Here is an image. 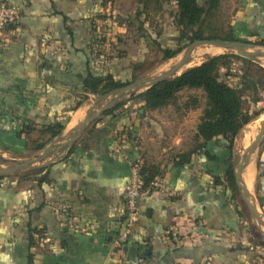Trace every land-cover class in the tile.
Wrapping results in <instances>:
<instances>
[{
	"label": "crops",
	"instance_id": "1",
	"mask_svg": "<svg viewBox=\"0 0 264 264\" xmlns=\"http://www.w3.org/2000/svg\"><path fill=\"white\" fill-rule=\"evenodd\" d=\"M8 1L19 19L0 39V158L28 159L41 152H26L25 139L16 136L17 122L38 127L63 122L61 135L71 134L107 104L106 97L96 105L101 97L82 92L83 79L103 74L106 62L119 79L131 61L105 53L116 46L119 33L110 19L101 18L109 2ZM238 7L236 32L264 42V0H239ZM164 23L157 41L169 47L168 33L178 41V30L166 18ZM83 96L87 100L71 113ZM140 106L116 123L87 125L70 152L69 136L55 145L44 161L46 184L0 182V264H264L260 247L250 240L247 211L226 183H216L225 175L228 157L234 158V145L228 151L225 144L211 142L207 154L197 151L183 163L179 156L194 147L147 155L139 134L149 128L159 135L165 108L142 114ZM135 163L158 172L142 190L139 217L120 243L127 223L124 193ZM250 165L264 216V137Z\"/></svg>",
	"mask_w": 264,
	"mask_h": 264
},
{
	"label": "trees",
	"instance_id": "2",
	"mask_svg": "<svg viewBox=\"0 0 264 264\" xmlns=\"http://www.w3.org/2000/svg\"><path fill=\"white\" fill-rule=\"evenodd\" d=\"M101 1L103 5H106L110 0ZM169 1L164 0L160 10L163 11L164 6H167ZM175 1L177 9L173 21L180 29L178 46L169 48L159 43L156 38L152 39L153 46L162 53L163 62L175 58L195 41L217 40L216 36L205 37L203 27L216 9L218 0H205L203 5L199 4V0ZM144 7L143 5V11L141 10L127 20L140 33H144L142 35L143 38H147V30L143 28L144 22L141 19L145 10ZM101 18L103 21L106 19L104 16ZM156 37L159 38L160 33L156 34ZM217 41L231 42L238 40L231 38ZM98 42L101 44L104 41L98 40ZM255 45L263 47L264 42L261 40ZM117 58L122 59L124 57L118 56ZM107 64L109 62L104 63L106 68L103 74L92 75L88 73L87 77L83 79L82 92L84 94L98 97L109 96L116 90L136 81L137 78H134L133 74L142 65L139 63L129 67V72L126 76L115 79V75L112 74ZM183 90H201L205 97V107L196 127V134L194 135L195 146L191 152L180 155L178 163L187 162L190 156L197 151L204 152L207 144L211 142L225 144V148L230 151L239 133L264 114V68L238 55L224 54L210 57L200 65L186 70L173 79L165 80L136 96L118 102L113 107L103 111L89 125H95L104 120L109 124L116 123L128 116L131 112L130 108L137 102L141 104L137 111H141L142 114L164 109L172 105L176 96ZM86 100L87 96L80 98L71 113L83 105ZM192 103L193 108H196L197 101L192 100ZM10 122L7 123L8 126L9 124L10 126L12 125V122ZM17 125L16 136L19 139H25V150L28 154L44 151L65 129V123L63 122H53L38 127L31 121L21 120L17 122ZM2 127L5 129L6 126ZM33 134H37V137L32 138ZM204 153L207 154V152ZM227 162L228 166L225 175L221 179L216 178V183H226L231 191L236 193L238 190L234 180L233 168L235 165L233 158L229 156ZM4 164H6V161L0 158V165ZM43 170L44 168L25 171L22 174H19V172L14 174V177L0 176V182L4 179L17 178L20 181L35 182L40 186L47 183V176L42 172ZM156 172L158 171L155 168L151 169L144 166L139 168L144 184L143 190L152 183ZM28 232L29 242L31 243L33 230L29 228Z\"/></svg>",
	"mask_w": 264,
	"mask_h": 264
},
{
	"label": "rangeland",
	"instance_id": "3",
	"mask_svg": "<svg viewBox=\"0 0 264 264\" xmlns=\"http://www.w3.org/2000/svg\"><path fill=\"white\" fill-rule=\"evenodd\" d=\"M164 0H110L107 8L105 9L106 17L112 21L113 25L118 27V36L114 38L116 46L106 50L111 57L117 58L128 57L130 59L129 67L142 65L139 67L138 71L134 72V78L141 80L147 77H155L169 70L182 58V53H180L175 58L163 62L162 53L159 52L152 43V39L156 38V34L160 33L165 27L164 20L166 18V23L171 26L172 30L180 29L175 25L173 18L176 13V1L170 0L167 6H164L163 11L160 10L162 2ZM205 0H199V4L203 5ZM143 5L145 6L144 13L141 17L143 20V28H145L147 38L144 39L142 35L133 25H130L128 18L133 17L141 10L143 11ZM239 0H218V5L213 11L212 16L207 19L203 27V34L205 37L216 36L217 40H229L231 38L238 40L240 42H245L252 44L256 47V50H263L259 46L255 45L258 38H252L248 36H243L239 32H236L235 25L239 26L236 21V14L238 12ZM174 26V27H173ZM175 27L177 29H175ZM235 30V35L232 34ZM177 33V32H176ZM230 33V35H229ZM177 34V38H178ZM229 35V36H227ZM150 36V37H149ZM168 46L170 48H176L178 46V41H176L175 34L168 33ZM117 39V40H116ZM212 48L210 46H200L196 48L188 63L183 66L176 74H173L169 79H173L181 75L186 70L196 67L213 56H220L224 54H231V52L218 49V51L210 52ZM239 67V65H238ZM237 70V67H236ZM236 73V72H235ZM136 80V81H137ZM232 82V81H230ZM104 97L94 100V103L100 105V100ZM125 97L124 100H127ZM192 100L197 101L196 108H193ZM133 105L134 107L138 106ZM205 107V97L201 90H183L180 92L172 105L165 108L162 117L165 119L164 126L160 125V134L156 135L157 131H152L146 128L139 138L141 141V148L147 151V155L161 156V151L169 150L170 153L175 152H187L191 150L194 146V131L192 128L196 127L195 124L199 122V118L202 115V111ZM264 120V114L253 121L251 124L246 126L236 137L234 147L232 152L234 155L233 162L236 165L241 157L243 156L244 150L249 146L252 140L258 133L261 122ZM186 124V125H185ZM187 126V128H185ZM157 130L158 127H157ZM196 131V130H195ZM246 136V137H245ZM245 137V138H244ZM248 137V138H247ZM36 138V136L34 137ZM246 140V141H245ZM143 151V152H144ZM145 151V152H146ZM43 152V151H42ZM41 152V153H42ZM51 152L48 154L45 162L51 157ZM6 164L0 165V167H6L10 165H17L23 163L27 158H18L19 156L8 155ZM30 157L28 159H32ZM255 153L248 162L247 166L252 162L254 163ZM38 166V165H36ZM19 174H22L20 172ZM251 196H254L256 200V192L254 185L250 191ZM237 200L239 204L247 211V208L243 201L241 200L239 191H236ZM248 214V211H247ZM249 216V215H248ZM252 231L250 235V240L255 241L258 244L259 251L264 254V236H262L257 229L252 225Z\"/></svg>",
	"mask_w": 264,
	"mask_h": 264
},
{
	"label": "water",
	"instance_id": "4",
	"mask_svg": "<svg viewBox=\"0 0 264 264\" xmlns=\"http://www.w3.org/2000/svg\"><path fill=\"white\" fill-rule=\"evenodd\" d=\"M200 46H210L221 50H225L231 52V54L238 55L258 65H260L258 59L264 57V50L257 51L254 45L245 42H240V41L228 42V41H217V40L195 41L192 44L188 45L182 51L183 52L182 58L172 68L164 71L158 76L147 77L141 80L134 81L129 85H127L126 87L118 89L115 92L111 93L109 96H106L105 99L107 101V104H105L100 110H97L91 116H88L81 124H79L74 129V131L72 132L73 134L72 133L69 135L66 134L65 136L60 135L59 137L55 138L39 156H35L32 159H27L23 163L17 165L0 167V176L1 177L10 176L19 172L33 171V170L45 168L46 165L48 164L44 163V160L47 158L48 154L54 150L55 145H57L59 142H61L68 136H69L68 152H70L73 142L79 137L82 130L87 125H89L94 120H96L103 111L113 107L118 102L124 100L125 97L130 98L136 96L137 94H140L148 90L152 86L161 83L165 80H168L173 74H176L183 66H185L188 63V60L191 57L192 52ZM263 137H264V121L261 122L258 133L256 134L255 138L252 140L249 146L244 150L243 156L241 157L240 161L233 168L235 185L237 190L239 191L241 200L243 201V203L247 208L251 222L262 236H264V216H262V214H260V212L258 211L254 196H251V194H249L247 190V186L245 185L242 179V174H243V170L250 161L252 155L257 150L259 143Z\"/></svg>",
	"mask_w": 264,
	"mask_h": 264
},
{
	"label": "built area",
	"instance_id": "5",
	"mask_svg": "<svg viewBox=\"0 0 264 264\" xmlns=\"http://www.w3.org/2000/svg\"><path fill=\"white\" fill-rule=\"evenodd\" d=\"M19 19L17 8L8 0H0V39L3 38L5 30L17 24ZM143 180L139 173V165L137 163L131 166V176L129 183L125 189L124 199L127 212L126 231L119 238V242L126 240L130 229L139 217L138 200L143 190ZM179 264V263H172Z\"/></svg>",
	"mask_w": 264,
	"mask_h": 264
},
{
	"label": "bare ground",
	"instance_id": "6",
	"mask_svg": "<svg viewBox=\"0 0 264 264\" xmlns=\"http://www.w3.org/2000/svg\"><path fill=\"white\" fill-rule=\"evenodd\" d=\"M214 48V47H212ZM218 51V48L216 49H211L210 52H215ZM258 62L260 63V65L264 68V57H261L258 59ZM264 121V120H263ZM262 121V122H263ZM73 124V122H72ZM72 126V125H71ZM69 129V128H68ZM246 137V136H245ZM244 137V138H245ZM248 138V137H247ZM246 141V140H245ZM245 170V171H244ZM243 170V174H242V179H243V175H244V179L243 181H245V185L247 186V190L251 191L252 189V184H253V176H254V172H253V165H249L248 167H245V169Z\"/></svg>",
	"mask_w": 264,
	"mask_h": 264
}]
</instances>
